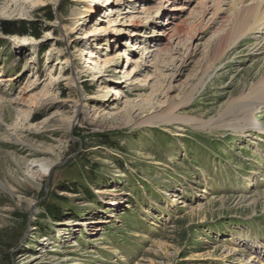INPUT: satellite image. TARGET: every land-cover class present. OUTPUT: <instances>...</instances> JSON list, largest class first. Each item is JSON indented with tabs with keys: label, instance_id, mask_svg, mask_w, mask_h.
<instances>
[{
	"label": "rangeland",
	"instance_id": "obj_1",
	"mask_svg": "<svg viewBox=\"0 0 264 264\" xmlns=\"http://www.w3.org/2000/svg\"><path fill=\"white\" fill-rule=\"evenodd\" d=\"M93 2L0 0V264H264V22L242 34L224 0ZM146 7L137 36L108 23Z\"/></svg>",
	"mask_w": 264,
	"mask_h": 264
},
{
	"label": "bare ground",
	"instance_id": "obj_2",
	"mask_svg": "<svg viewBox=\"0 0 264 264\" xmlns=\"http://www.w3.org/2000/svg\"><path fill=\"white\" fill-rule=\"evenodd\" d=\"M100 1H101V5L109 4V6L112 8V10H114V8H117V7L119 8L120 6H122L126 2L129 5L133 4V0H94L93 5L91 4L88 8H85L86 9L85 11H88L89 13H93L94 11L100 10V6H96V4H99ZM224 1H225L224 4L234 5L235 8L236 7L239 8V11H238V13H237L235 18H236V21L239 22L238 25L243 26V28H241V32H243L242 34H246V33L250 32V30L253 31L255 29H258L260 24L264 22V15H260V13H261L260 11H262L261 9L264 8V0H224ZM52 2L55 5H57L59 3V0H52ZM183 6L175 5L174 7L171 8V10L174 11V10H178V9H184ZM155 7H146V8H144L141 11V14H143V15H141L140 13H136V12H130L131 10H128L126 13H130L129 15H127V16L125 15V16H123L120 19L119 18H117V19H110L109 18L108 19V23H109V25L111 24V26H115L114 30L117 31L116 34L121 33V32H123V30H125V33L130 32L131 36H137V35H139L138 32H137L138 28H136V24H134V23H136V19H138V20H141L140 18L149 19L151 17L152 11L156 12V10L158 9V8H155ZM185 8H187V6ZM172 14H174V13H172ZM252 19H254V21H252ZM57 23L63 25L62 24V18H60L57 21ZM244 25H246L245 28H244ZM178 26H179V24H178ZM237 27L238 26H236V28ZM63 29H64V34L66 36V39L69 40L70 39L69 38L70 35H69L68 32H66V28H65L64 25H63ZM107 29L108 28H106V27L105 28L104 27L97 28V32H95V34L108 32ZM170 30H171V26H170L169 23L162 24L161 27H160V30H159V34L160 35H166V34H168L170 32ZM110 31H113V30H110ZM69 42H70V40H69ZM139 47L140 46H135V48H139ZM59 53L62 54L63 50H60ZM87 53L91 54V57H89L87 59V62L90 65L93 64L91 69L98 68V66H99L98 69L103 67L105 69V72H109V71L113 70V69H111V70L109 69V67L112 65L111 64V62L113 61L112 58H105L104 60H102L101 58L92 59V57H98V56L94 54V51H92V52L91 51H87ZM127 58H128V61H129L130 57L127 56ZM146 60H147V57L145 58V62H146ZM62 61H63V63H68L69 62L68 59L62 60ZM132 61L133 60H131L130 64L132 63ZM100 71L99 72L96 71V73L93 74L92 80H96V79L102 78L104 75H106V74H103V73L99 74V73H101ZM134 71H136V70H132V72H134ZM132 72L130 71V73H128L127 75L130 76ZM60 78H62V80L67 85H77L79 83L78 72L75 69L72 70V72H70L69 74H60L58 79H60ZM129 79L130 78L127 77L126 81L124 80L123 82H127V80H128L127 83L128 84H132L133 82L129 81ZM169 87H171V90H172V86H169ZM117 90H118L117 92H119V89H117ZM161 92L163 94L164 93H168V90H165V91L162 90ZM104 96H106V92L104 93ZM263 96H264V94H263ZM77 104H78L77 108L79 109L80 113H84L89 118L91 117V113L92 114H97L98 111H99V108L98 109H95L94 107L90 108L89 105H88V101H86V100H84V103H81V102L78 101ZM160 106H161L160 103L156 104V103L152 102L151 106H150V108H151L150 111L151 112L148 113V116L146 118H143V120L146 121V122H149V123H158V122H160V120L157 121V119L159 118L157 111H158V108ZM172 107H173V104H171L170 108L174 109ZM251 107H253V106H251ZM257 108L258 107H255L254 110H256ZM246 116H248V115H246ZM171 117H173V118H169V120H172V119L176 120V119L180 118V116L175 115V114H173ZM161 121H165V119L162 118ZM74 124H75V122H74V117H73V118H71L69 120H65L63 122L62 126L65 129H70ZM254 126L257 127V128H261V129L263 127L262 125H260L259 123H256V122L254 123ZM55 164H56V161H48L47 163L42 164V169H43V171L45 173H48V171L52 167H54Z\"/></svg>",
	"mask_w": 264,
	"mask_h": 264
},
{
	"label": "trees",
	"instance_id": "obj_3",
	"mask_svg": "<svg viewBox=\"0 0 264 264\" xmlns=\"http://www.w3.org/2000/svg\"><path fill=\"white\" fill-rule=\"evenodd\" d=\"M48 18L52 20L54 17L50 12ZM5 32L8 34L15 33H23V34H32L36 37H39V26L33 22H25V23H16V22H8L5 24ZM109 144V143H108Z\"/></svg>",
	"mask_w": 264,
	"mask_h": 264
},
{
	"label": "water",
	"instance_id": "obj_4",
	"mask_svg": "<svg viewBox=\"0 0 264 264\" xmlns=\"http://www.w3.org/2000/svg\"><path fill=\"white\" fill-rule=\"evenodd\" d=\"M59 164H60V163H59ZM61 164H62V163H61ZM55 166H56V165H55ZM53 168H54V167L51 168V170L49 171V173H51V171H52Z\"/></svg>",
	"mask_w": 264,
	"mask_h": 264
}]
</instances>
